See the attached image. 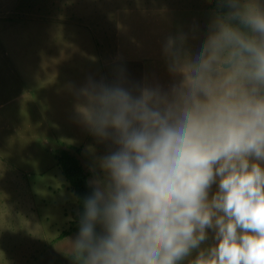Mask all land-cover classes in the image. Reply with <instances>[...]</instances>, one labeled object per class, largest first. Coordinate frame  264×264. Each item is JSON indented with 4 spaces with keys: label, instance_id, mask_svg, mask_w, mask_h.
<instances>
[{
    "label": "clouds",
    "instance_id": "obj_1",
    "mask_svg": "<svg viewBox=\"0 0 264 264\" xmlns=\"http://www.w3.org/2000/svg\"><path fill=\"white\" fill-rule=\"evenodd\" d=\"M208 3L195 52L182 32L163 46L168 91L126 87L122 69L79 89V122L109 147L74 264H264V3Z\"/></svg>",
    "mask_w": 264,
    "mask_h": 264
},
{
    "label": "rangeland",
    "instance_id": "obj_2",
    "mask_svg": "<svg viewBox=\"0 0 264 264\" xmlns=\"http://www.w3.org/2000/svg\"><path fill=\"white\" fill-rule=\"evenodd\" d=\"M213 9L208 0H0V264H73L78 207L56 154L81 147L92 176L109 147L79 122V89L89 78L117 82L122 69L126 87L168 91L167 38L185 33L195 52Z\"/></svg>",
    "mask_w": 264,
    "mask_h": 264
},
{
    "label": "trees",
    "instance_id": "obj_3",
    "mask_svg": "<svg viewBox=\"0 0 264 264\" xmlns=\"http://www.w3.org/2000/svg\"><path fill=\"white\" fill-rule=\"evenodd\" d=\"M211 6L215 8L214 3H211ZM81 152V147H79L75 152L68 149H61L56 154L57 164L61 168L62 173L69 182L73 194L76 197L78 213L75 216V226L73 230L77 232L79 229V215L83 212V199L91 192L87 183L91 174L84 169L80 161ZM67 233L68 231L63 232V235Z\"/></svg>",
    "mask_w": 264,
    "mask_h": 264
}]
</instances>
